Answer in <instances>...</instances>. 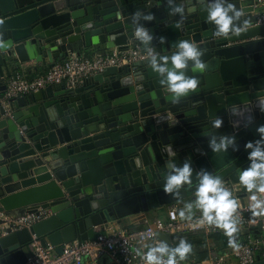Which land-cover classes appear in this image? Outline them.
<instances>
[{
	"label": "water",
	"instance_id": "water-1",
	"mask_svg": "<svg viewBox=\"0 0 264 264\" xmlns=\"http://www.w3.org/2000/svg\"><path fill=\"white\" fill-rule=\"evenodd\" d=\"M175 2L185 6L183 20L170 14L168 0H0V93L11 70L24 63L52 67L69 52L100 46L143 49L133 35L136 13L154 16L141 23L161 55L189 39L204 50L208 65L204 73H190L199 79L198 89L178 103L146 61L105 69L76 89L48 86L8 107L0 104V213L50 212L30 231L0 238V264H27L31 235L53 246L94 241L103 225L194 199L200 170L238 185V171L249 166L245 145L259 139L257 128L264 125V40H254L264 27H252L257 0H233L250 24L227 39L212 34L200 0ZM214 118L223 121L219 129H212ZM209 130L234 136V148L214 154ZM172 159L191 161L194 169L193 186L181 189L182 199L163 191Z\"/></svg>",
	"mask_w": 264,
	"mask_h": 264
},
{
	"label": "clouds",
	"instance_id": "clouds-1",
	"mask_svg": "<svg viewBox=\"0 0 264 264\" xmlns=\"http://www.w3.org/2000/svg\"><path fill=\"white\" fill-rule=\"evenodd\" d=\"M170 14L179 15L181 20L185 18L186 9L183 4H177L175 0H168ZM202 11L206 12V22L214 26L213 35L216 38L227 39L229 36L238 35L245 31L250 21L242 19L245 16L243 9L237 7L233 0H200ZM188 12L196 11L195 8L187 9ZM152 14L136 13L132 23L135 25L134 38L143 46L147 54L148 64L152 71L160 78V84L173 103H178L181 98L188 96L198 89L199 79L190 73H204L207 70V62L202 59L204 50L197 42L189 39H181L175 45L176 51L171 55H161L153 46V35L149 29L141 23L152 21ZM91 26V25H89ZM176 28H181V23L176 22ZM115 39V37H109ZM98 38H93V43H98ZM164 43V39L160 41ZM223 121L220 118L212 119V129H219ZM258 140L249 141L245 145L248 151L247 160L249 166L238 171V185L236 191L248 193L249 207L254 217H264V125L257 128ZM209 148L214 154H223L229 148H234L236 139L231 135L216 136L213 131H207ZM169 155L176 157V152L171 147ZM194 169L191 161L182 165L175 163L174 159L167 163V171L164 176L163 191L181 198V189L193 186ZM195 199L184 203L178 210L183 219L193 218V209L200 211L199 223L213 226L223 230L229 237V245L234 249L239 248L235 235L239 231L237 209L240 208V200L234 191L226 186L222 176L200 170L195 172ZM257 221H253L256 223ZM155 237L152 244L145 245L146 251L136 249V255L141 257L144 264H180L193 251V246L187 239L181 237L173 247L165 241L157 239V233H151Z\"/></svg>",
	"mask_w": 264,
	"mask_h": 264
},
{
	"label": "built area",
	"instance_id": "built-area-1",
	"mask_svg": "<svg viewBox=\"0 0 264 264\" xmlns=\"http://www.w3.org/2000/svg\"><path fill=\"white\" fill-rule=\"evenodd\" d=\"M255 9L257 11L253 13L252 27H264V0H257ZM254 40H264V35ZM146 61V52L128 43L122 49L69 52L63 63L59 62L44 71L31 70V73L20 65L10 77L4 79L5 91L0 97V104L8 107L11 100L39 92L48 86L64 85L66 89H76L85 80L105 69ZM226 186L239 197L241 206L237 209V217L239 228L245 231V240L239 244L238 249L230 246L220 252H213L206 259L186 258L180 264H254L257 258L264 260V217H255L256 223L246 218V213H252L248 196L243 197L242 190L236 191L239 185L226 183ZM178 210L179 206L172 204L167 207L164 216L144 218L142 226L137 229L103 225L98 228L94 241L75 240L69 244L53 246L48 242L43 244L35 235H31V256L27 264H144L143 259L136 255V249L146 251L145 245L154 243L156 239L150 235L153 232L174 238L196 233L211 235L217 231L216 227L201 225L200 215L191 220L182 219ZM49 215L48 210L42 209L20 216L2 212L0 238L21 230L30 231L33 225L47 219ZM57 248L61 249L60 253ZM102 258H105V262H100Z\"/></svg>",
	"mask_w": 264,
	"mask_h": 264
},
{
	"label": "crops",
	"instance_id": "crops-1",
	"mask_svg": "<svg viewBox=\"0 0 264 264\" xmlns=\"http://www.w3.org/2000/svg\"><path fill=\"white\" fill-rule=\"evenodd\" d=\"M93 49V50H92ZM103 46L100 47H93L87 50V52H93L94 50H103ZM74 50H79V48H74ZM60 61L56 60L55 64L59 63ZM47 68H49L48 63H37L36 61H31L28 63L22 64V69H27L29 71L31 70H37L38 71H44ZM33 71H31L32 73ZM11 73H14V70H11ZM2 93H0L1 97ZM195 199V198H194ZM194 199H186L183 201H180L178 203H175L179 206V209L183 207L184 203L194 200ZM167 207L159 208L154 211H149L146 213H141L138 215H134L131 217H127L125 219L120 220L119 222H113L109 223L111 226H121L125 227L127 229H137L140 226H142V220L144 218L146 219H153L159 216H164L166 213ZM200 215V211L198 209H193V217H196ZM236 241L238 244L242 243L245 240V231L243 229L239 228L238 233L234 234ZM185 238L188 242H190L193 246V251L188 255L187 258H195V259H206L209 257L210 254L213 252H220L228 247L229 245V237L226 236L221 229H217V231L211 235H204L202 233H196V234H188V235H182L178 237H174L171 239V246H175L179 238Z\"/></svg>",
	"mask_w": 264,
	"mask_h": 264
}]
</instances>
